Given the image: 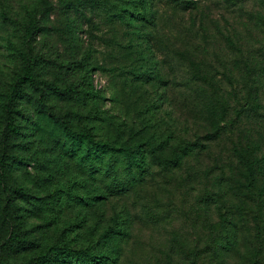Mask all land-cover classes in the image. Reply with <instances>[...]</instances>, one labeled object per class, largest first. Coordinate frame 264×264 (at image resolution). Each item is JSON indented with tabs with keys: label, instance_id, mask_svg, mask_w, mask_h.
<instances>
[{
	"label": "rangeland",
	"instance_id": "rangeland-1",
	"mask_svg": "<svg viewBox=\"0 0 264 264\" xmlns=\"http://www.w3.org/2000/svg\"><path fill=\"white\" fill-rule=\"evenodd\" d=\"M8 1L6 4L5 0H0V118L4 114L2 105L6 84L22 72L23 61L15 49L23 52L31 50L39 57V62L44 59L43 67L50 70L45 73L48 75L54 73L55 68L46 58L53 53L63 58L68 56L67 44L73 40L69 30L71 19L76 20L79 39L82 38L85 44L92 42L93 47L102 53H109L115 38L123 40L127 46L131 42L128 37L134 39L132 50L136 51L135 57L141 56L146 37L150 54L152 51L157 61L152 60L163 67L166 73L162 75H168L170 82L165 87L162 82L152 81L151 85H155L158 91L153 90L156 102L149 116L154 113L165 115L167 118L164 119L171 125L175 121L181 123L185 118L189 119L186 128L188 140L195 146L205 144L211 149L210 154L200 153L205 160L203 163L207 164L210 160L214 167L236 169L239 167L237 154L244 151H249L250 161L256 157L262 159L261 163L253 164V192L259 193L264 184V0H142L145 8L140 6L142 1L109 0L110 6L103 4L107 0H97L98 3L94 4V8L89 7L87 13L88 18H92L91 22L72 11L71 3L76 0ZM176 1L179 5L175 4ZM118 5L126 10H114ZM2 7L19 10L21 17L26 13V7L40 10L32 36L24 37L23 26L28 19L17 22L13 27L4 21L3 24ZM139 10L143 11L142 14H137L138 19L132 20ZM111 12L120 13L127 20L118 15L109 16ZM11 33L13 35L8 39ZM146 52L145 55H149ZM154 61L150 63V69L157 72ZM205 72L213 77L206 84V92L211 91L217 97L210 117L213 121H220L219 136L216 137L215 133L216 139L212 140L208 136L210 129L207 130L211 128L213 132L210 124L206 121L199 125L196 120L198 105L205 110L201 112L202 119L209 114V106L191 97L204 87L201 75ZM92 79L100 92L97 108L109 110L120 117L122 112L112 101L114 93L108 73L96 71ZM171 80L176 82L175 86ZM35 101L32 99L26 105L23 97L13 102V115L21 124L23 133L11 135L7 153L1 154L3 143L0 144V165L9 155L7 171L0 185V264H51L43 256L50 245L59 242L77 250L86 244H95L100 227L110 220L112 214L110 211L107 216H95L89 222L83 198L95 186L94 181L87 180L78 160L68 155L63 127L52 116H44V111L38 113L33 105ZM67 101L62 99V95L58 98L55 95L52 104L63 112ZM218 101L222 104L220 108L216 105ZM132 115L135 116L131 114L130 118ZM28 119L33 125H29ZM2 128L0 121V130ZM153 132H149L150 138H153ZM164 155H170L167 146ZM217 156L220 161L216 160ZM195 162L193 156H187L178 170L180 181L166 177L163 190L166 191L160 193H164L162 198L159 201L150 199L149 205L154 212H160L163 219L162 229L151 232L150 224L143 221L146 216L144 209L141 210L136 202L130 204L129 216L137 219L134 225H140L136 227L139 237L135 235L128 244L121 240L124 236L116 238L114 244H119L124 252L120 264H139L145 258L152 261L158 259L161 264H183L177 254L183 236L194 243L199 241L202 247L207 242L211 245L221 240L223 230L220 223L215 222V217L208 215L211 225L209 218H196L204 213L203 206L197 208L199 195L205 188H214V181L196 172L199 167ZM17 188H22L27 195L16 193ZM118 206L120 209L121 206ZM118 214L125 217L127 212L119 210ZM246 219L251 223L249 215ZM262 220L264 225V214ZM252 233H256L254 226ZM10 240L17 251L7 246ZM166 241L165 256L160 249L165 252ZM259 242H264V233L260 235ZM101 243L100 250L106 247ZM145 250L151 251L144 253ZM153 251L160 255L154 256ZM170 253L173 254L171 258L168 256ZM261 257L264 261V250ZM233 261L245 264L246 259L238 255Z\"/></svg>",
	"mask_w": 264,
	"mask_h": 264
},
{
	"label": "trees",
	"instance_id": "trees-1",
	"mask_svg": "<svg viewBox=\"0 0 264 264\" xmlns=\"http://www.w3.org/2000/svg\"><path fill=\"white\" fill-rule=\"evenodd\" d=\"M136 1L141 2L142 0ZM6 2L9 1L5 0ZM96 3H98L97 0H84V2L76 0L71 3L72 11L83 15L86 21L91 22L92 18H88L87 13L89 7H93ZM103 4L112 5L109 0ZM175 4H178L177 1ZM140 6L145 8L143 1ZM35 8L30 10L29 7H26L27 11L21 17L18 14L19 10L2 7V23L4 21L9 23L8 25L12 24L13 27L17 22L28 19L27 24L23 26L24 37H30L35 31L36 15L40 11ZM114 10L126 9L118 5L116 8L114 7ZM142 12L139 10L136 17ZM112 15H118L123 20H127L126 16L120 13L111 12L109 16ZM136 17L134 16L132 20H137L138 17ZM109 19L112 21L113 18ZM74 22L76 20L71 19L70 23L72 24H70L69 30L73 40L67 44L69 51L67 58H63L57 53L46 58L55 68V72L52 74H45L50 70L43 67L44 59L39 62V57L31 50L23 52L19 48L15 49L23 61L22 72L16 74V77L12 76L11 82L6 84L5 100L2 105L4 114L0 118L3 123V128L0 130V137L2 132L0 144L3 143L1 154H4L7 153L6 147L11 135L23 133V130L20 129L21 124L17 123L18 120L13 115L15 113L13 102L24 97L27 101L26 105H28L32 99H35L33 105L38 113L42 114L44 111V116L46 114L52 116L56 119V123L63 127L61 129L67 138L64 146H67L68 155L78 160L85 178L94 181L95 186H92L86 197L83 198L89 222L95 216L97 218L98 216H107L110 211L112 212L110 220L100 227L101 231L95 244H86L85 247L75 250L68 245L56 242L50 245L46 254L43 255L45 260L51 264H120L124 252L122 253L119 244H114L117 241L116 238L124 236L121 240L128 244L135 235L136 238L139 237L136 234V227H140V225H134L137 219L129 216L130 204L136 202L141 210L144 209L146 216L143 221L150 224L151 232L162 229L163 219L160 217V212H154L149 205L150 199L159 201L162 198L164 193L161 195L160 193L166 191H163L166 187L164 180L166 177L180 181L178 170L183 165V160L191 155L199 167L196 172L199 171L214 181V188H205L204 192L199 195L197 208L203 206L204 213L199 214L196 218H209L208 215L215 217V222L220 223L223 230V236L215 244L210 245L207 242L203 247L199 245V241L194 243L190 238L183 236V240L179 242L181 249L177 253L180 260L183 261V264H238L233 259L240 255L246 259L245 264H264L261 257L264 242H259L260 235L264 233L262 224L264 184L258 194L253 192L255 169L253 164L261 163L262 159L256 157L250 161L249 151H244L237 154L239 167L236 169H225L222 166H216L218 167L216 168L210 160L207 164L203 163L205 160L201 158L200 153L210 154L211 149H208L205 144L195 146V143L188 140L186 128L190 123L189 119L185 118L181 123L175 121L171 125L164 119L167 118L165 115L154 113L149 116L148 114L155 106L156 94L154 91H158L155 85L152 86V81L162 82L165 87L170 85L169 76L162 75V73H166L165 70L159 66L158 62H155L157 61L155 54L152 51L150 54L148 38L145 37L146 42L143 44L144 49L141 50L142 55L138 57H135L136 51L132 50L135 47L134 39L128 37L127 39L131 40L128 47L123 40L115 38L111 42L112 48L109 53H102L93 47L92 42L85 44L82 38L79 39ZM12 35L13 33L7 38L11 39ZM26 41L24 39V43ZM146 51L149 52V55H145ZM152 61L155 62L157 72H152L150 69ZM99 70L109 75L112 82L111 89L114 93L112 101L119 106L118 110L122 112L120 117L115 116L116 114L113 115L109 110L97 108L101 98L100 92L94 86L92 75ZM153 75L155 78H152ZM201 76L204 87H200V91L193 93L191 97L206 107L209 106L207 111L209 114H206V117L204 116L202 119L201 112L205 110L200 104L198 105L199 111L196 120L199 125L206 121L210 124L213 132L211 128L207 130L210 129L208 136L212 137L210 138L212 140L215 138V133L216 137L219 136L217 130L220 121H213L210 117L217 97L216 94L212 95L211 91L206 92V84L213 79L210 73L205 72ZM214 79H216L215 76ZM171 83L173 86L176 85L173 80ZM1 89L2 87L0 95H2ZM55 95L56 98L62 95V99L68 100L67 108L63 112H60L52 104ZM26 96L29 98H25ZM216 105L220 108L222 104L218 101ZM131 114L135 116L132 115L130 118ZM29 125H33L31 120ZM26 127L27 125L24 126V129ZM30 128L28 131L31 130ZM151 131H154L152 136L154 139L149 137ZM166 146L170 148L169 157L164 155ZM216 160L220 161L218 156ZM3 162L0 165V185H2V179L9 164L8 154L4 157ZM15 192L22 196L27 195L22 188H17ZM118 205L121 206L120 209ZM119 210L127 212L126 216L122 217L118 214ZM247 215L250 216L251 223L247 222ZM211 223L210 220V225ZM253 226L256 233H252ZM174 239H176L175 236ZM101 242L106 247L100 250ZM7 246L13 251H17L14 245V248L12 247L11 240ZM0 250H2V242ZM148 251L150 253L151 250H145L144 253ZM160 253H165L166 256L167 241L165 252L164 249H160ZM153 255L160 254L153 251ZM168 256L171 258L173 254L170 253ZM26 264H31V262ZM139 264L161 263L158 259L152 261L145 258Z\"/></svg>",
	"mask_w": 264,
	"mask_h": 264
}]
</instances>
